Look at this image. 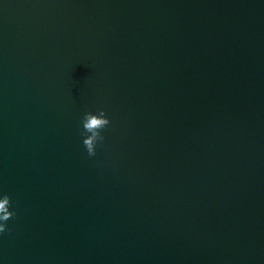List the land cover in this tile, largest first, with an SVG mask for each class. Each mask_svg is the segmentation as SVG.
Listing matches in <instances>:
<instances>
[{
  "label": "water",
  "instance_id": "1",
  "mask_svg": "<svg viewBox=\"0 0 264 264\" xmlns=\"http://www.w3.org/2000/svg\"><path fill=\"white\" fill-rule=\"evenodd\" d=\"M0 190V264H264V0H0Z\"/></svg>",
  "mask_w": 264,
  "mask_h": 264
},
{
  "label": "clouds",
  "instance_id": "2",
  "mask_svg": "<svg viewBox=\"0 0 264 264\" xmlns=\"http://www.w3.org/2000/svg\"><path fill=\"white\" fill-rule=\"evenodd\" d=\"M81 123L86 124L88 128L87 134L81 130L82 144L87 154L90 157L94 156L96 153L97 143L104 139L102 130L110 124V120L105 110L103 108H99L95 111H84L79 120V124ZM5 204L10 205V196L7 192L0 190V207H3ZM13 215V211L0 215V234L7 231V224L5 222Z\"/></svg>",
  "mask_w": 264,
  "mask_h": 264
}]
</instances>
